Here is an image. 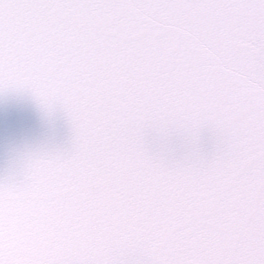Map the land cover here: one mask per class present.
<instances>
[{
  "label": "snow or ice",
  "instance_id": "snow-or-ice-1",
  "mask_svg": "<svg viewBox=\"0 0 264 264\" xmlns=\"http://www.w3.org/2000/svg\"><path fill=\"white\" fill-rule=\"evenodd\" d=\"M0 105V264H264V0H0Z\"/></svg>",
  "mask_w": 264,
  "mask_h": 264
},
{
  "label": "water",
  "instance_id": "water-1",
  "mask_svg": "<svg viewBox=\"0 0 264 264\" xmlns=\"http://www.w3.org/2000/svg\"><path fill=\"white\" fill-rule=\"evenodd\" d=\"M7 112L10 116L24 117L33 122L35 120L34 116L26 108L13 107V108H9ZM5 113H6L5 108L2 105H0V141L3 140L4 131L6 127Z\"/></svg>",
  "mask_w": 264,
  "mask_h": 264
}]
</instances>
